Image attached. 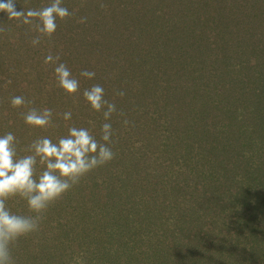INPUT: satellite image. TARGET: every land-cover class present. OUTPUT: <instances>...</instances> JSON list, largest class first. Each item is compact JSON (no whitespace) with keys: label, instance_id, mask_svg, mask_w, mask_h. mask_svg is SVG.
Segmentation results:
<instances>
[{"label":"trees","instance_id":"trees-1","mask_svg":"<svg viewBox=\"0 0 264 264\" xmlns=\"http://www.w3.org/2000/svg\"><path fill=\"white\" fill-rule=\"evenodd\" d=\"M0 264H264V0H0Z\"/></svg>","mask_w":264,"mask_h":264}]
</instances>
